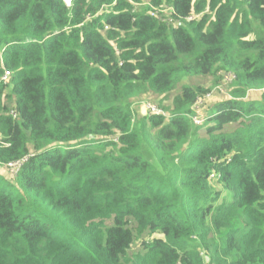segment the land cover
Segmentation results:
<instances>
[{
    "label": "trees",
    "instance_id": "16d2710c",
    "mask_svg": "<svg viewBox=\"0 0 264 264\" xmlns=\"http://www.w3.org/2000/svg\"><path fill=\"white\" fill-rule=\"evenodd\" d=\"M0 135V264H264V0H0Z\"/></svg>",
    "mask_w": 264,
    "mask_h": 264
},
{
    "label": "rangeland",
    "instance_id": "374dc122",
    "mask_svg": "<svg viewBox=\"0 0 264 264\" xmlns=\"http://www.w3.org/2000/svg\"><path fill=\"white\" fill-rule=\"evenodd\" d=\"M66 3L70 4L71 0H66ZM256 29L259 30L257 24H256ZM221 77H222V75H221ZM222 80H223V78H222ZM222 80L220 83L216 84V86L212 88L211 96H216V97L220 98L221 97L220 93L226 92L227 85L225 83H223ZM212 81H213V79L194 78V79H192L191 83L202 84V85H211ZM176 93H178V90L175 91L174 93L170 94L168 96V98H166L167 99L166 103H169V101L171 102V99L173 98V96ZM161 99H162V97H158V96L145 97L142 99H137V101L133 104V108L136 112H139L140 114L150 115V110H149L150 106H152L155 111L161 110V107H160ZM210 101L211 100L209 99L207 102L200 104V106L201 105L205 106L206 104H207V106L209 104L211 105L212 101L211 102ZM207 106H206V108H203L202 113L200 115L201 119L204 118V121L201 124H203L206 120V117H208V113H209L210 108L208 109ZM161 112H162V110H161ZM1 140H2V137L0 135V142H1ZM15 169H16V165H14V164L6 165V166H0V176L2 175L5 178H10L9 176H12ZM212 178H213V183H216V177L213 176ZM218 188L223 191V196H226V191L223 190V187L219 186ZM215 235L217 237V238L215 237V240L221 241V239L218 238V235L217 234H215Z\"/></svg>",
    "mask_w": 264,
    "mask_h": 264
},
{
    "label": "built area",
    "instance_id": "2783aa9c",
    "mask_svg": "<svg viewBox=\"0 0 264 264\" xmlns=\"http://www.w3.org/2000/svg\"><path fill=\"white\" fill-rule=\"evenodd\" d=\"M161 11H162L163 14H165V12L169 11V8H167V7L161 8ZM234 78H235V75H233L232 73H227V74L224 75L223 80H224V83L227 85V84L231 83L234 80ZM9 79H10V72L6 71L5 74L2 76V80L5 83H7L9 81ZM212 97L213 96H211V93H210V94L206 95V97L200 98L195 103L194 108L197 111V115L194 117V121H195L196 124H201L204 121V118L201 119L200 115L202 113L203 108H205L206 105L205 106H202V105L200 106V104L207 102L209 99L211 100ZM149 110H150V112H153V113H156V114L161 113V110L160 111H155L152 106L149 107ZM19 164H21L20 161H18L16 164L14 163V165H16V169H15V171L13 173L16 172L17 166Z\"/></svg>",
    "mask_w": 264,
    "mask_h": 264
}]
</instances>
